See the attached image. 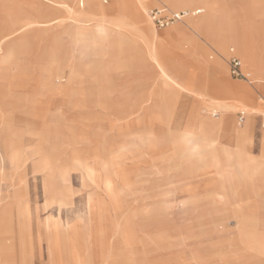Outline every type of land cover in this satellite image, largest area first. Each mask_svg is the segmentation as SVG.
<instances>
[{"label":"rangeland","instance_id":"374dc122","mask_svg":"<svg viewBox=\"0 0 264 264\" xmlns=\"http://www.w3.org/2000/svg\"><path fill=\"white\" fill-rule=\"evenodd\" d=\"M172 1L190 6L150 1L146 16L162 7L196 10L202 0ZM208 1L220 25L262 33L264 0ZM96 2L66 0L69 10L49 0H0V264L25 253L35 264H264V187L252 194L254 169L250 175L227 166L244 140L221 131L217 152L211 142L197 143L191 130L206 128L189 129L195 99L185 93L141 106L158 73L152 60L132 51L150 39L129 11L136 0L122 11L111 9L114 0ZM98 18L115 29L109 37L77 41L71 34L69 26L94 31ZM188 18L163 28L151 23L165 59L156 65L174 89L177 75L213 86L216 75L197 73V60L181 53L182 38L166 33ZM119 20L123 29L113 25ZM25 22L32 24L11 33ZM215 49L207 44V57L218 60L226 80L250 86L254 96L210 87L207 97L258 109L246 149L259 156L264 84L232 77L228 63L214 59ZM165 65L175 81L164 76ZM241 109L232 115L234 128L247 123L238 124ZM243 213L251 220L240 226L235 215Z\"/></svg>","mask_w":264,"mask_h":264},{"label":"crops","instance_id":"0c3cea01","mask_svg":"<svg viewBox=\"0 0 264 264\" xmlns=\"http://www.w3.org/2000/svg\"><path fill=\"white\" fill-rule=\"evenodd\" d=\"M150 1H152V4H155L157 0H145V5L148 6ZM158 1L161 3L164 2L172 4V6L175 8H182L186 5L172 0ZM187 6L190 5L187 4L186 7ZM200 6L201 7L197 9H201L204 14L197 18L190 17L191 19L188 18L189 20L185 26H174L169 29L166 33L168 34V37L171 38L175 36H179L182 38V46H180L181 53L185 56H188L189 58L191 57L192 59L197 60V65L195 66V71L197 73H214L217 79L215 85L212 86L208 84L206 86H202L203 84H200L198 82L199 79L188 77L193 81L192 85H190L191 83L187 80V78L183 79L182 77L177 75L179 82L187 89L172 88V86L168 84L166 80H164L160 68L156 65V63H154V59L163 58L161 57V53L157 50L156 40L158 39V34L155 32L152 25H147V23L139 24V26H141L140 30L142 31L143 35L149 37L150 39H146L144 45L132 46V51L135 53V55H139L143 59L152 60L153 66L155 67L158 73V77L153 82L152 91L148 92L146 96L142 97L143 100L141 102V106H144L149 103L156 105L159 104L163 100L164 94H171L175 96L180 93H185L186 95L193 96L195 100L190 109L188 124L189 129H192L194 126L199 125L201 127L206 128V134L191 130L193 133L192 137H195L196 139L200 140L196 141L197 143L211 142L213 151L217 152L218 147L221 146V144L218 142L219 138L217 136L221 131L229 133L237 142L238 134L234 126L231 124V120L232 115L235 114L236 110L238 109H231L229 105L219 103L218 99L207 97V89L213 87L220 93H238L240 97L244 99H250L251 97H253L254 95L252 96V93L254 94V91L250 88V86L242 84L235 85L226 80V75L224 74L221 67H219L217 64L219 63L217 62L218 60H210L207 57V44H213L216 48V58L214 59H223L228 63V65L231 56L230 49L235 46L237 48V54L242 60V66L244 71L250 72L251 75L254 76V80L257 81L258 84H264V69H261L259 67L261 61L264 62V23H261L260 25L258 24V26L263 28L262 33H257V27L252 32H247L245 30L240 29V27L235 23L230 24V26L228 27L222 26L216 19V12L213 3L208 0H202ZM113 25L121 29H123L125 26L123 24L118 23V21H115ZM69 28L71 29V34L76 38L77 41L83 37L88 39L91 38L92 40L96 37H100V34L102 33L105 37H109L110 31L115 30L109 29L106 24L104 26L96 28L94 30V33L87 34L82 33L81 29H78L74 26H69ZM189 31L194 32L196 36L188 37ZM211 58H213V56ZM163 60L165 61V59ZM164 68L167 69L168 72H171L166 65L164 66ZM171 73L174 74L173 72ZM253 88L258 91V86L255 85ZM260 95L264 96V92ZM258 100L260 101H258L259 103H264L263 99L258 98ZM211 108L216 110V112L222 111L223 113H226L225 116L222 118V121H215L203 117L196 118L197 113L203 112L204 114L212 110ZM241 111L246 112L245 121L248 123V127L246 128V131L241 138L244 139V143L246 144V147L248 149L247 145L251 143L250 135L252 134L254 128L252 122L255 123L256 121V111L248 113L245 109H241L238 112V116ZM215 125L217 129H214ZM261 128L264 129V127ZM263 145L264 130L262 131L261 135L260 154L259 156H254L258 157V160H260L262 155L264 154ZM224 148L228 147L225 146ZM255 175H261L263 177L259 182L260 184L257 182ZM252 179L254 193L258 194L260 191V185L264 187V167L254 168V174L252 175ZM224 188L225 185L222 184L221 189L223 190H221V192L223 196L225 195Z\"/></svg>","mask_w":264,"mask_h":264},{"label":"bare ground","instance_id":"6f19581e","mask_svg":"<svg viewBox=\"0 0 264 264\" xmlns=\"http://www.w3.org/2000/svg\"><path fill=\"white\" fill-rule=\"evenodd\" d=\"M49 1H53V2H55V3H57V4H60V5H62L64 8H66V9H69L70 10V7H69V5L66 3V0H49ZM88 7H92V6H94V5H96L97 4V2H96V0H88ZM127 4H128V2H127V0H114V2H113V5H112V8L111 9H114V10H125V8L127 7ZM129 6V11H130V13L132 14V15H134L135 16V19H136V21H137V24H146L147 23V25H152L151 23H152V21H150L149 19H148V17L146 16V11H147V6L145 5V0H136V4L135 5H128ZM215 9V8H214ZM187 10V9H186ZM81 12V11H80ZM79 12V13H80ZM75 15L72 17L73 18V20L74 21H77V22H79L81 19H80V16L78 15V12H76V13H74ZM148 15H149V13H148ZM54 20V19H53ZM103 20V19H102ZM96 21H98V23H95L96 24V28H99L100 26H104V22H105V20H103V21H101V19H97ZM49 21H47V20H43L42 22H40V24L41 25H44V24H46V23H48ZM118 23H120V24H123V25H125L126 24V22H124V21H118ZM30 24H32V22H25V24L24 25H20V27H18L17 29H15L13 32H11V33H14V32H17V31H19L20 29H22V28H26V27H28V26H30ZM85 25V24H84ZM78 28V27H77ZM78 29H81L82 30V33H84V34H87V33H94V31H90V30H86L85 28H84V26H81V27H79ZM11 33H8V36L9 35H11ZM100 37L101 38H103V37H105L104 36V34L102 33V34H100ZM155 41V40H154ZM154 47V46H153ZM152 54H153V51H152ZM155 60V62L154 63H156L157 65L159 64V62H158V59L156 58V59H154ZM260 63V62H259ZM259 67L261 68V69H264V62H262L261 61V63L259 64ZM242 68H243V66H242ZM245 72H247V71H245ZM247 73H249L250 74V76L252 77V75H251V73L250 72H247ZM164 76L165 77H167L169 80H172V81H175L174 79H173V76L168 72V70H164ZM167 80V79H166ZM254 83H257V81H253ZM177 83V82H176ZM170 84H172V83H170ZM178 84V86L180 87V88H183V89H185V86H183L180 82L179 83H177ZM257 86H258V84H256ZM252 96H253V93H252ZM241 98V97H240ZM241 99H244V98H241ZM250 99H252V97L250 98ZM262 99H264V98H262ZM246 100H247V98H246ZM219 103H224V104H227V105H229V107L231 108V109H238V108H240L239 106H245L246 108H248L249 110H250V112H254V111H258V109H256V108H253V107H250V106H248L244 101H238V100H232V99H223V100H219L218 101ZM231 105V106H230ZM214 106V105H213ZM215 107V106H214ZM212 110H214L213 108H211ZM212 112V111H211ZM222 112V111H221ZM206 113H208V112H206ZM213 114H214V111H213ZM222 114L223 115H225L226 113H223L222 112ZM199 117H203L204 118V116L202 115V113L200 112V113H197V115H196V118H199ZM253 123V125H254V122H252ZM248 127V123H246V124H244V125H242V126H239L238 128H235L236 129V131H237V134H238V137L241 139V140H244L243 138H241L242 137V135L245 133V131H246V128ZM262 127H264V126H262ZM200 128H205V127H201L200 126ZM217 129V127H216V125L214 126V129ZM251 136V135H250ZM239 149L237 150V151H235L234 153H229L228 154V156L226 157V159H227V166H235V167H237V168H239V169H241L242 171H243V173H247V172H249L250 171V175L252 174V171L251 170H253L254 168H256V167H258V166H261V165H259L260 164V160H258V157H250L249 155H248V153H247V149H246V145H244V146H240V147H238ZM263 152H264V145H263ZM229 155H230V157H229ZM262 159H264V154L262 155V157H261ZM230 160H232V162L234 161L235 162V165H233V164H231L230 163ZM263 167H264V165H263ZM251 169V170H250ZM233 175V174H232ZM246 180H251V176H249V178H247ZM251 193L253 194L254 193V191H253V187L251 188ZM235 217H236V219H237V221H238V224L240 225V226H243L244 225V222H246V221H250L251 219V217H250V214L249 213H246V214H236L235 215ZM244 232V231H243ZM26 256V253L24 254V257H23V259L21 260V261H19V262H10V264H35V262L33 261V259L31 258V259H28V258H26L25 257ZM15 259V258H14ZM15 261H16V259H15Z\"/></svg>","mask_w":264,"mask_h":264},{"label":"built area","instance_id":"2783aa9c","mask_svg":"<svg viewBox=\"0 0 264 264\" xmlns=\"http://www.w3.org/2000/svg\"><path fill=\"white\" fill-rule=\"evenodd\" d=\"M107 2V0H104ZM82 5V0H80ZM202 12L201 9L196 10H182V11H172L165 7L154 8L149 11V18L154 25L159 28L167 27L177 21H183L189 16L199 15ZM231 56L229 59L230 74L234 78L246 79L248 82L253 83L249 73L245 72L242 68V62L238 56L234 54V49H230ZM218 115V114H216ZM246 120V112L241 111L238 116V123L242 125ZM261 126H264L262 122Z\"/></svg>","mask_w":264,"mask_h":264}]
</instances>
